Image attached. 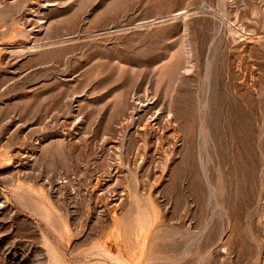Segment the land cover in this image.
<instances>
[{"label":"rangeland","instance_id":"374dc122","mask_svg":"<svg viewBox=\"0 0 264 264\" xmlns=\"http://www.w3.org/2000/svg\"><path fill=\"white\" fill-rule=\"evenodd\" d=\"M0 264H264V0H0Z\"/></svg>","mask_w":264,"mask_h":264},{"label":"bare ground","instance_id":"6f19581e","mask_svg":"<svg viewBox=\"0 0 264 264\" xmlns=\"http://www.w3.org/2000/svg\"><path fill=\"white\" fill-rule=\"evenodd\" d=\"M118 254H119L121 257H123V255H124L120 250L118 251Z\"/></svg>","mask_w":264,"mask_h":264}]
</instances>
